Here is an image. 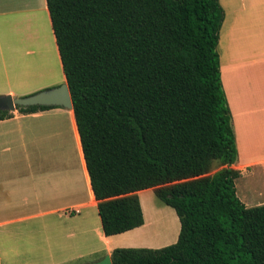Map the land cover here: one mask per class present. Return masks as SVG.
<instances>
[{
	"label": "trees",
	"instance_id": "obj_1",
	"mask_svg": "<svg viewBox=\"0 0 264 264\" xmlns=\"http://www.w3.org/2000/svg\"><path fill=\"white\" fill-rule=\"evenodd\" d=\"M46 5L103 235L144 225L137 192L147 189L180 223L176 243L116 248L112 264H264V205L240 202L231 167L219 0Z\"/></svg>",
	"mask_w": 264,
	"mask_h": 264
},
{
	"label": "crops",
	"instance_id": "obj_2",
	"mask_svg": "<svg viewBox=\"0 0 264 264\" xmlns=\"http://www.w3.org/2000/svg\"><path fill=\"white\" fill-rule=\"evenodd\" d=\"M24 1L0 0V21L20 13L19 8L14 10L16 3L24 6L22 11H35ZM44 3L48 12L46 0ZM229 12L232 19L227 45L222 53L217 46V52L238 152L231 167L241 177L254 174L255 169L264 173V0H240V4L238 0ZM26 22L23 17L12 22L20 42L30 36ZM2 26L6 30L5 25L0 29ZM6 46V41H0V79L12 81L16 73L8 64L12 55H5ZM13 64L23 69V75L29 74L23 55ZM0 86L8 85L4 82ZM11 113V118L0 121V264H38V251L51 237L64 249L77 241L80 233L89 235L92 225L97 224L100 240L110 245L113 236L105 237L102 228L100 231L97 202L72 109ZM142 227L116 238H136ZM108 250L111 253L114 249Z\"/></svg>",
	"mask_w": 264,
	"mask_h": 264
},
{
	"label": "rangeland",
	"instance_id": "obj_3",
	"mask_svg": "<svg viewBox=\"0 0 264 264\" xmlns=\"http://www.w3.org/2000/svg\"><path fill=\"white\" fill-rule=\"evenodd\" d=\"M235 2H238V0H220L224 12L226 11L219 32L218 49L220 53L225 51L227 45V30L232 19L231 13H228V11L232 9V4ZM27 3L35 11H30L29 13L22 11L25 10L24 6L16 3L14 10L18 11L17 8H19L21 10L20 13L10 15L7 21H0V25L6 26V30H4L5 27L3 26L0 29V41L4 44L6 41L5 55L7 57L12 55L8 57V64L13 67L16 73L13 80L11 79L12 81L0 79V83L6 82L8 85L7 87L0 86V97L7 95L17 98L26 97L43 90L61 86L65 82L55 48L56 44L49 15L44 8V0H25L24 5ZM22 17L27 21L26 24L29 26L28 30L30 31L28 33L30 36L29 39L20 42L13 30V24L15 19ZM22 55L26 60V68H30L29 74L24 72L26 75L22 74L23 69L20 71L13 64L14 59ZM0 77L2 76L0 75ZM37 88L39 89L36 92L30 93L32 89ZM7 91H12L13 93L10 94ZM66 143L67 136L64 133V144L66 145ZM234 184L237 198L247 204L248 207L264 204V173L260 169H255L252 175L247 173L241 177L239 176ZM137 195L145 225L137 232L138 236L136 238L130 239L127 236L118 239L116 237H120V235H115L111 238L110 245L107 246L103 244L98 236L96 229L99 228V224L92 225L89 235L85 236L80 233L77 241L73 242L70 247H63L64 249L60 248L55 237H51L50 242L43 245L38 251V256L40 257L38 264H93L102 261L109 255L108 247L112 248V250L115 248L160 249L176 243L180 232V223L175 211L157 199L152 189L140 191Z\"/></svg>",
	"mask_w": 264,
	"mask_h": 264
},
{
	"label": "water",
	"instance_id": "obj_4",
	"mask_svg": "<svg viewBox=\"0 0 264 264\" xmlns=\"http://www.w3.org/2000/svg\"><path fill=\"white\" fill-rule=\"evenodd\" d=\"M35 106L72 109V102L66 83L26 97L17 98L11 95L0 97V111L15 112L17 108ZM93 264H112L110 255H107L102 261Z\"/></svg>",
	"mask_w": 264,
	"mask_h": 264
}]
</instances>
